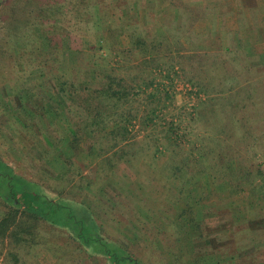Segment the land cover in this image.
Listing matches in <instances>:
<instances>
[{"label":"trees","instance_id":"obj_1","mask_svg":"<svg viewBox=\"0 0 264 264\" xmlns=\"http://www.w3.org/2000/svg\"><path fill=\"white\" fill-rule=\"evenodd\" d=\"M148 1L0 0V85L11 86L12 107L26 124L21 130L32 132L31 124L40 130L33 120L40 107L48 119L46 129L57 128L58 136L49 137L60 149L54 146V151L61 153L54 160L49 159L52 148L40 151L45 162L34 169L45 176L38 178L37 173L17 174L0 155L5 168L0 171L5 181L0 208L7 212L0 233L20 227L22 216L36 224L28 231V242L36 243V227L42 225L50 234L66 232L90 257H104L110 264H144L134 252L140 240L163 245L166 264H207L203 254L212 256L214 264H248L232 243L242 232L255 248L264 244L262 52L229 32L223 33V48H215L219 38L209 32L197 35L194 26L204 8L192 0H164L181 16L180 27L173 15L157 21L152 5L158 2ZM256 1L259 7L253 11L264 13V0ZM236 4L243 10V4ZM98 15L100 27L93 24ZM252 17L247 12L238 19V31L260 28ZM95 28L100 35L89 41ZM166 56L175 63L165 62ZM153 68L148 80L145 71ZM156 68L167 78L173 73L170 83L174 77L202 100L164 121L160 105L154 104L170 93L157 95L163 84ZM36 72L39 77L22 79ZM142 93L155 97L148 107ZM200 108L216 114L211 125H201L196 117ZM186 114L190 121L182 119ZM148 126L156 127L138 139ZM35 134L27 138L34 141ZM258 153L260 159L254 156ZM94 165V176L85 173H94ZM132 172L140 173V180L129 181L125 193L116 192L118 179ZM111 189L117 195L104 194ZM98 197L106 198L110 218L97 214ZM71 204L86 210L88 225L73 214ZM212 219L217 220L214 227L208 224ZM19 234L17 230L13 236L18 240ZM50 248L60 254L59 246Z\"/></svg>","mask_w":264,"mask_h":264},{"label":"rangeland","instance_id":"obj_2","mask_svg":"<svg viewBox=\"0 0 264 264\" xmlns=\"http://www.w3.org/2000/svg\"><path fill=\"white\" fill-rule=\"evenodd\" d=\"M153 1L154 3L158 2V4H153L152 8H156V14L158 15V20L159 22H161L160 20V16L162 13H166V11L170 9V5L168 3H166L164 0H150L148 1L149 3ZM193 4L196 5L197 3H204L205 0H192ZM143 5V2L141 3ZM238 4L242 5L243 3L241 2V0H238ZM193 5V6H194ZM243 9V8H242ZM171 11H175L177 13L176 9H172ZM144 10L142 11V16H145V12ZM168 12V11H167ZM260 12L259 10L253 11L251 14H254L255 16L258 17V13ZM168 15V14H167ZM242 17H247V12L241 9H238V19L240 21V19H242ZM143 17H142V21H143ZM101 23H103L101 21V19H99V15L98 17L94 20L93 24H97L98 27L101 26ZM162 23V22H161ZM99 29L96 28L93 29V31H90L88 33V40H95V37H98L99 34ZM209 30H206V33H208ZM221 33H219L217 30L213 29V32L210 33L211 35H213L214 37L217 36H221V34H223V31H220ZM204 38V37H203ZM201 38V39H203ZM231 39L232 36H231ZM210 40L212 41L213 39L210 38ZM201 45H208L207 43L201 44ZM201 45H196L197 48H201ZM212 45V44H210ZM220 45H218V41L215 44V48H219ZM208 48H211L210 46ZM192 52H196V49L191 50ZM260 52H262V56L261 58H264V50H259ZM101 53V52H100ZM102 59H106L104 58V56L101 57ZM112 63H116L114 59L109 60ZM175 61V60H174ZM173 60H170V58L168 56L165 57V62H171V63H175ZM257 62L256 60L254 61V63ZM7 71H5L6 75L10 76V70L11 67L8 66V63L5 64ZM168 65L170 64H166L165 67H168ZM161 67V66H159ZM160 69L162 68H156V73L158 74V78L159 81L163 84V86L160 87V90L157 92V95H161L163 96L162 93L163 90L166 92H169L170 94H168L170 97L168 99H165L164 102H157L156 104H154L155 106H159V110H161L160 112V116L165 118L164 121H168L171 120L173 118V116H177L180 115L182 110L185 109V112H188L189 110L191 111L194 104H198L201 100L202 97H197L193 94H189L184 88V84L180 81L175 80V78L173 77V81L172 83H170V78L171 76H173V73H170V78H167V74L166 72L161 71ZM155 68H153V70H149V71H145V77H147V79L149 80L147 75H152L151 72L154 71ZM39 72H36L35 75L30 76L31 74H27L26 76H22V79H31V78H35V77H39ZM155 76V74H154ZM11 77V76H10ZM146 79V80H147ZM12 83V81H10ZM166 89V90H165ZM147 91V90H146ZM145 91V92H146ZM151 91H153L152 89L148 90V93H151ZM12 95V90H11V86L10 84H3L0 85V155H3L4 158H6L7 161H9V165H11L14 169L15 172L17 174H21L22 176H26V177H30L33 174H36L35 177L38 178L40 176H45V174H42L44 172H40L38 173L34 167L36 169H38V165H42L44 164V158L41 157L43 156L44 153H40V151L42 152H48L51 149L50 148H54V146L56 147V142L54 143L53 139H51L49 136H53V137H57L58 135L56 134L57 128L54 126H48V129H46V126L44 125V122H48V119L44 116V114L42 113V111L37 109V112L35 113V117L33 120H35L40 129L39 131H36L35 129V124H31L33 125V131L27 133L24 130H21V127H26V124L24 121H22L20 117L17 113V111H14V107H12V101H10V96ZM142 97H144L146 100L144 101V107H148L149 105H147L148 103H152V101L155 99V97L151 98L149 97V94L147 93H142ZM204 98V97H203ZM18 103H16L14 101V105H17ZM144 109V108H143ZM188 110V111H187ZM184 112V114H185ZM188 114V113H187ZM186 115H182V119L186 120H191V118H189V115L187 117ZM17 115V116H16ZM214 112L211 109H204V108H200L199 112L197 114L196 117H200V122L201 125L203 126H208L211 125L213 122V119L215 118ZM172 117V118H171ZM32 120V121H33ZM31 120L27 121V122H32ZM26 122V123H27ZM162 122V121H157ZM42 123V124H41ZM165 123V122H164ZM25 124V125H24ZM23 125V126H22ZM42 125V126H41ZM41 126V127H40ZM14 129H13V128ZM154 127L156 126H148V129L143 133L140 132L138 133V139H142L143 140V136L146 135V133H150ZM42 128V129H41ZM137 131H139V125H137V127L135 128ZM45 132V133H44ZM32 133H36L35 135L37 136V139H35L34 141L30 140V138H27V135H30ZM45 138V139H44ZM37 143V146H35ZM140 146V145H139ZM58 147V146H57ZM56 147V148H57ZM58 149V148H57ZM60 151V149H58ZM53 149L52 151V155L50 156L49 159H56V156H60L61 153L58 151ZM139 150V148H138ZM261 151V150H258ZM264 151V150H262ZM262 153V152H261ZM261 154H254V156H256L257 158L260 159ZM39 158V159H38ZM57 161L61 162V159L57 158ZM89 161V160H87ZM264 161V158L261 159V162ZM8 164V163H7ZM57 170L60 171L61 169L59 168V165H57ZM5 170L4 166L0 165V171ZM97 170V166L94 165V170L91 172L85 171V173L87 174H91L92 176H94V174L96 173ZM144 172L145 174H149L151 172V169L147 168L146 166L144 167ZM101 173V172H99ZM132 176L130 179L126 178L128 175L123 176V179H118V189L116 192L121 193L120 191L124 190L123 193H125V191L129 190L128 188L130 186H127V184H129V181H136V180H140V173H136V172H132L130 173ZM124 175V174H122ZM129 176V177H130ZM126 178V180H124ZM129 182V183H128ZM5 181L0 180V188H5ZM120 190V191H119ZM104 194L109 196V197H113L115 195H117L114 190H108L104 191ZM68 202V200H67ZM69 208L72 209V211L74 212L73 214L75 216H77L78 218L81 216V218H83L87 225L91 222L90 221V216L89 214L86 212L85 209H83L82 207L77 208L76 206H74L73 204L71 205H67ZM106 204V198L104 197H98L95 200L94 203V207L96 209V211L98 212L97 214L99 215V217H102L103 219H107L110 218L109 217V212L106 209L107 207ZM93 209V208H92ZM94 209V210H95ZM6 209L5 208H0V223L1 220L3 219V217L5 216ZM21 219V226L20 227H16L15 225L12 226L9 230H6L3 235L0 233V264H110L108 263L104 257L101 256H91L90 254L87 252V250H84L81 246H79L77 244V242H72L70 239V235H68L66 232H62V231H55L53 234H50L48 231L44 230L43 226L39 225L36 227V231L34 230L35 227L33 228V232L35 231L36 235L35 236V241L36 243H33L32 240H30L28 242V240H26L28 231H30V227L31 226H36V224L31 223L33 222V220L31 219H23L22 216H20ZM31 223V225H30ZM217 223V220L212 219L209 220L208 224L210 227H214V225ZM110 224V223H109ZM25 225H30L28 227L25 228ZM209 230L211 232L214 233L215 228H210ZM213 229V230H212ZM17 230L19 231V238L18 240L16 239V236H13L14 233H17ZM114 231V229H112ZM263 230V229H260ZM27 232V233H26ZM114 234H116V232H114ZM248 234H243L242 232H239L234 238L236 239V243L234 242L232 243V245H239L240 247V251L239 254L243 255V257H248V264H258L260 263H264V244H260L258 246H256L257 248H255L253 245L250 244L249 239H248ZM20 239V240H19ZM158 239V238H157ZM160 239V238H159ZM160 241V240H159ZM239 241V243H238ZM231 240L229 241L228 245H230ZM48 245V246H46ZM51 246L57 247L59 246V250L60 254L57 255V253H53L51 252L50 248ZM139 251H137L134 248V252L137 255L143 256V263L144 264H166L165 259L167 260V256L165 255L164 251V246L163 245H156L153 246L150 241H144V240H140L139 241ZM137 247V248H138ZM200 247V246H199ZM198 247V251H200ZM204 250H207L205 248V245L203 246ZM55 250V249H54ZM223 251H227V250H223ZM207 253H210V251L208 250ZM56 254V255H55ZM236 254V252H235ZM203 260H206L207 264H214L215 261L212 259V256L208 255V254H203ZM251 257V260L249 259ZM258 258V259H257ZM147 261V262H146ZM245 262V261H244ZM258 262V263H257ZM243 263V262H242ZM246 263V262H245ZM244 263V264H245ZM168 264V263H167ZM228 264H236V262H229Z\"/></svg>","mask_w":264,"mask_h":264},{"label":"crops","instance_id":"obj_3","mask_svg":"<svg viewBox=\"0 0 264 264\" xmlns=\"http://www.w3.org/2000/svg\"><path fill=\"white\" fill-rule=\"evenodd\" d=\"M236 1L237 0H205L204 3H197L198 6H202L204 8L201 13V18L195 23L194 26L195 29H197V35L205 34L206 30H209V33H212L213 29L217 30L219 33H221L220 31H223L224 33L229 32L232 33L236 39H247L245 41L247 44L256 46L260 50H264V13H259L260 15L258 17L254 16L253 14L252 17L253 21L258 22V27L260 28L252 31H248V29L246 28L245 30L238 31V5L236 4ZM241 2L243 3V10L246 12L252 13L253 8L259 7L256 0H241ZM167 11L165 13L166 16L164 18H160V21L164 23L167 21L168 16L173 15V21L177 22V26L180 27L182 23L181 16L177 17V13L175 11H171L169 9ZM248 19L249 18H247L248 22H253ZM222 37L223 34H221V36L219 37L215 36L214 38H219L217 39V41L220 44V47L223 48L226 41L223 40ZM197 41L201 43V41Z\"/></svg>","mask_w":264,"mask_h":264}]
</instances>
